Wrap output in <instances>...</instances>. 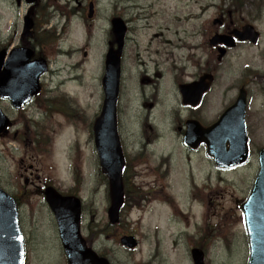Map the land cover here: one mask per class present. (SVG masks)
I'll use <instances>...</instances> for the list:
<instances>
[{"label": "rangeland", "instance_id": "rangeland-1", "mask_svg": "<svg viewBox=\"0 0 264 264\" xmlns=\"http://www.w3.org/2000/svg\"><path fill=\"white\" fill-rule=\"evenodd\" d=\"M91 2L95 17L88 20ZM39 7L45 14L38 15L30 44L50 63V73L41 79L45 93L75 99L82 109L78 116L87 115L90 121L99 116L104 101L111 20L118 17L127 23L118 122L131 168L124 176L129 198L121 222L112 227L109 188L90 131L81 124L79 131L67 126L71 117L51 115L45 101H34L20 113L1 101V109L17 125L0 139V188L21 203L25 264H67L56 220L43 196L48 186L81 198L83 236L95 234L92 248L111 264H194L191 250L199 245L206 251L205 264H248L249 238L240 206L252 190L259 171L258 151L264 148V79H259L264 77V0H40ZM28 10L23 1L20 6L16 0H0V50L22 45ZM221 12L237 26L253 25L261 39L255 46L240 44L213 67L217 62L208 43L218 31L213 22ZM192 46L200 49L190 50ZM199 64L213 67L217 76L203 106L207 122H215L235 102L242 85L249 92L252 157L246 166L219 170L205 150L185 149L175 131L179 118L187 117L179 85L196 74ZM145 76L148 84L142 83ZM149 122L159 139L136 160ZM18 130L20 135L14 137ZM152 188L146 200L143 192ZM165 201H175L177 211L192 217L193 225ZM125 233L137 238L136 250L120 244Z\"/></svg>", "mask_w": 264, "mask_h": 264}, {"label": "water", "instance_id": "water-1", "mask_svg": "<svg viewBox=\"0 0 264 264\" xmlns=\"http://www.w3.org/2000/svg\"><path fill=\"white\" fill-rule=\"evenodd\" d=\"M36 1L26 0L28 4ZM93 14L91 5L90 19ZM112 25L118 50H110L107 55L106 75L103 80L105 101L101 116L96 121L94 134L100 165L110 183L112 205L109 209V220L114 224L118 222L124 201V158L117 132V102L121 80V54L127 29L121 19L113 20ZM33 27V20L28 15L25 18L22 39L31 35ZM236 35L240 41L250 40L254 44L259 39V34L251 26L245 27L243 34ZM220 43L227 47L235 45L233 38L225 36H215L210 41L212 46ZM224 55L225 52L221 51V58ZM6 56V50L0 52V99H9L14 107L20 109L39 92V78L47 71V62L44 59L32 61L34 52L26 48L15 49L5 62ZM211 81L210 76L205 77L201 83L204 89L198 90V94L209 90ZM181 92L184 103L188 104L190 90L183 86ZM246 108V93L242 90L237 102L210 128L204 130L198 123H188L186 146L196 148L206 142L209 155L220 168L229 169L246 163L249 158ZM9 126L10 121L0 108V136L7 135ZM259 157L260 172L251 197L242 207L251 242L249 264H264V149L259 152ZM45 196L55 214L69 264H110L107 259L87 249L81 237V200L76 197H62L52 188L46 190ZM121 243L129 249L137 247L134 237H124ZM192 256L195 264H204L201 252L194 250ZM23 259L24 239L19 227L17 205L13 198L0 189V264H22Z\"/></svg>", "mask_w": 264, "mask_h": 264}, {"label": "flooded vegetation", "instance_id": "flooded-vegetation-1", "mask_svg": "<svg viewBox=\"0 0 264 264\" xmlns=\"http://www.w3.org/2000/svg\"><path fill=\"white\" fill-rule=\"evenodd\" d=\"M220 17H221V24H220L221 26L220 27L222 28L221 29V32L222 33H228L231 30V26L228 25V21H227V19L224 18V15L223 14H221ZM198 49H200V47L197 48V50ZM212 52H215V50H212ZM196 69L198 70V72L194 75V79H192V78L189 79L192 82L195 81V79H198L199 80V78L203 74L207 73V67L203 68L201 66V64H199L198 67H196ZM49 73L50 72L48 71V73L45 76H47ZM142 83L143 84H148L149 81H147L145 79V80L142 81ZM59 96H56L55 97L53 92L45 93V87H44V85H42V91H41L40 95L35 99V101H36V103H38L40 101H45V102H48L49 104H56L59 101ZM205 102H206V95L203 97V101L198 106V109L187 108V118H186L185 122L194 119V120L199 121L201 124H205V120L203 118V114H204L203 113V106H204L203 104ZM153 107H154V105H151L150 106V110H152ZM19 121L21 122L20 119H19ZM16 125H17V120L14 119V121H13L14 128L16 127ZM183 125H184L183 120H180V121L177 122V128H176L177 131H178V133L182 137L184 135ZM20 133H21L20 130L16 131L15 132V136H18ZM142 134L144 135L145 138H143V142H142V146H141V151L139 152L140 154H138L140 156L145 154V152L142 154L144 147H150V145L152 143L151 137L147 134V132H146L145 129L142 132ZM202 148H204V146L200 147L199 150H201ZM138 157L136 158V160L138 159ZM128 167H129V163H128Z\"/></svg>", "mask_w": 264, "mask_h": 264}, {"label": "bare ground", "instance_id": "bare-ground-1", "mask_svg": "<svg viewBox=\"0 0 264 264\" xmlns=\"http://www.w3.org/2000/svg\"><path fill=\"white\" fill-rule=\"evenodd\" d=\"M179 50V53H178V56L179 54L181 53V48L178 49ZM174 57H177L176 53L174 54ZM164 209H167V207L165 206ZM189 224H191V222L189 220H186Z\"/></svg>", "mask_w": 264, "mask_h": 264}, {"label": "trees", "instance_id": "trees-1", "mask_svg": "<svg viewBox=\"0 0 264 264\" xmlns=\"http://www.w3.org/2000/svg\"><path fill=\"white\" fill-rule=\"evenodd\" d=\"M41 13H44V9L43 8L41 9Z\"/></svg>", "mask_w": 264, "mask_h": 264}]
</instances>
